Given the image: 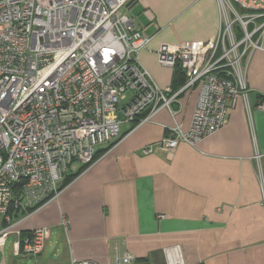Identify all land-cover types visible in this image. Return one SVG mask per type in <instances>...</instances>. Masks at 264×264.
<instances>
[{
	"label": "built area",
	"instance_id": "obj_1",
	"mask_svg": "<svg viewBox=\"0 0 264 264\" xmlns=\"http://www.w3.org/2000/svg\"><path fill=\"white\" fill-rule=\"evenodd\" d=\"M130 2L0 0V250L14 234L20 256L41 254L45 228L22 235L13 214L55 200L65 173L75 163L91 166L100 147L119 139L121 124L141 125L161 110L174 120L172 105L195 85L199 94L188 130L174 121L158 144L162 150L171 154L180 142L195 147L224 125L237 100L250 118L246 73L252 52L261 49L264 0H216L215 36L159 44L157 63L184 77L175 91L160 89L138 63L151 37L122 12ZM255 109L264 112V93ZM262 158L254 153L264 209ZM60 226L66 231L68 222ZM163 255L165 264H184L179 246L165 248ZM133 259L126 253L114 264Z\"/></svg>",
	"mask_w": 264,
	"mask_h": 264
},
{
	"label": "crops",
	"instance_id": "obj_2",
	"mask_svg": "<svg viewBox=\"0 0 264 264\" xmlns=\"http://www.w3.org/2000/svg\"><path fill=\"white\" fill-rule=\"evenodd\" d=\"M122 12L151 37L137 59L160 89L175 91L184 77L157 63L159 44L204 42L218 32L216 0H131ZM260 46L246 73L250 118L237 100L216 133L195 147L180 142L171 154L162 150L158 144L174 121L188 130L195 85L172 105L174 120L161 110L141 125L121 124L119 139L100 147L96 161L55 200L16 211L12 223L22 235L45 228L37 259L52 243L54 252L42 264H114L126 253L132 264H165L163 250L172 246H179L184 264H264V209L253 159L255 152L263 156L264 172V112L255 109L264 93V32ZM143 148L152 152L144 155ZM81 167L75 163L64 177Z\"/></svg>",
	"mask_w": 264,
	"mask_h": 264
},
{
	"label": "rangeland",
	"instance_id": "obj_3",
	"mask_svg": "<svg viewBox=\"0 0 264 264\" xmlns=\"http://www.w3.org/2000/svg\"><path fill=\"white\" fill-rule=\"evenodd\" d=\"M123 103H121V106ZM21 215H17L19 218ZM16 220V218H15ZM2 218L0 216V229L2 227ZM51 241H54L51 239ZM55 245L46 244L44 249L42 260L45 259L44 257L51 258L52 253L54 252ZM37 258H23L18 253V246H17V236L14 234H10L6 241L3 243L2 250H0V264H40L39 261L41 260ZM46 261V260H45ZM44 261V262H45ZM43 261L41 262V264Z\"/></svg>",
	"mask_w": 264,
	"mask_h": 264
},
{
	"label": "trees",
	"instance_id": "obj_4",
	"mask_svg": "<svg viewBox=\"0 0 264 264\" xmlns=\"http://www.w3.org/2000/svg\"><path fill=\"white\" fill-rule=\"evenodd\" d=\"M176 73L179 75L178 71H176ZM179 81L180 82L177 83V86L180 87L184 83L183 78L182 77H179ZM112 145H113V143H112ZM98 154L99 153H97L96 157L98 156ZM83 169H86V167L85 166H82L81 169L78 170L76 173L64 177L63 180L60 182L59 188L60 189H63L66 185H68L72 181V179H74L76 176H78Z\"/></svg>",
	"mask_w": 264,
	"mask_h": 264
}]
</instances>
